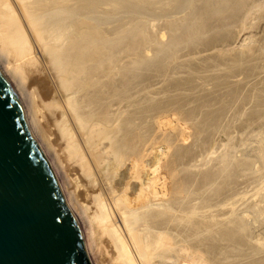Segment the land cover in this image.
<instances>
[{
  "label": "bare ground",
  "instance_id": "obj_1",
  "mask_svg": "<svg viewBox=\"0 0 264 264\" xmlns=\"http://www.w3.org/2000/svg\"><path fill=\"white\" fill-rule=\"evenodd\" d=\"M120 1L0 0V71L82 229L90 264H213L189 234L199 230L190 223L202 202H193L199 194L194 191L189 205L188 188L173 193L172 180L184 170L170 168L169 141L154 133L151 115L143 114L149 106L139 114L137 56L123 54L120 26H109L119 21ZM263 1L251 0L257 13ZM177 21H171L173 31ZM108 26L114 38L106 37ZM165 30L162 36L170 32ZM169 37L163 44L175 42Z\"/></svg>",
  "mask_w": 264,
  "mask_h": 264
},
{
  "label": "rangeland",
  "instance_id": "obj_2",
  "mask_svg": "<svg viewBox=\"0 0 264 264\" xmlns=\"http://www.w3.org/2000/svg\"><path fill=\"white\" fill-rule=\"evenodd\" d=\"M159 1L122 0L118 23L109 24L120 26L123 54L137 56L139 114L149 106L143 114L151 115L154 133L168 139L170 168L184 170L172 180L173 193L188 188L190 205L197 190L193 202L202 201L190 221L200 230L191 229L192 241L213 264H264V6L257 13L252 2L259 0H239L241 6L238 0H180L184 11L178 0ZM173 19L179 20L175 31ZM111 28L106 32L114 33ZM164 30L170 32L162 36ZM168 36L173 45L163 44ZM155 39L164 48L154 47Z\"/></svg>",
  "mask_w": 264,
  "mask_h": 264
},
{
  "label": "water",
  "instance_id": "obj_3",
  "mask_svg": "<svg viewBox=\"0 0 264 264\" xmlns=\"http://www.w3.org/2000/svg\"><path fill=\"white\" fill-rule=\"evenodd\" d=\"M0 264H90L82 229L1 71Z\"/></svg>",
  "mask_w": 264,
  "mask_h": 264
}]
</instances>
